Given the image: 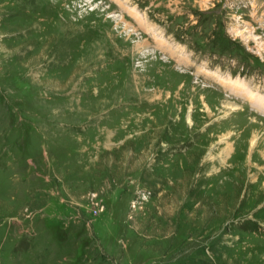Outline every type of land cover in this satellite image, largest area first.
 <instances>
[{
	"label": "rangeland",
	"instance_id": "obj_1",
	"mask_svg": "<svg viewBox=\"0 0 264 264\" xmlns=\"http://www.w3.org/2000/svg\"><path fill=\"white\" fill-rule=\"evenodd\" d=\"M247 93L264 0H0V264H264Z\"/></svg>",
	"mask_w": 264,
	"mask_h": 264
},
{
	"label": "bare ground",
	"instance_id": "obj_2",
	"mask_svg": "<svg viewBox=\"0 0 264 264\" xmlns=\"http://www.w3.org/2000/svg\"><path fill=\"white\" fill-rule=\"evenodd\" d=\"M121 21H123V19L121 20ZM152 62V61H151ZM150 62V63H151ZM231 82H233V84H230V87L231 88H234V89H236V88H238V87H240V92L239 93H243L244 92V89H243V86H241V85H239V84H237V83H234V81H231ZM208 91H210V89L208 90ZM212 94H215V95H217V96H219L218 94H216L215 92H213V90H211L210 91ZM249 93V92H248ZM248 93H247V95H248ZM243 95V94H242ZM221 97V96H220ZM248 97H249V99H250V101H251V103H252V105L255 107V108H257L258 109V111H260V113H263L264 114V99H263V97H261V98H259V97H254V96H252L251 94H249L248 95ZM221 98H223V97H221ZM224 99V98H223ZM224 100H226V102L230 105V108H231V110H233L234 112L235 111H240V112H242V113H246V111H244V110H242L241 108H239L236 104H234V103H232V102H230L229 100H227V99H224ZM229 107V106H228ZM237 112V113H238ZM236 113V112H235ZM247 114V113H246ZM254 120H258V119H255V118H253Z\"/></svg>",
	"mask_w": 264,
	"mask_h": 264
}]
</instances>
